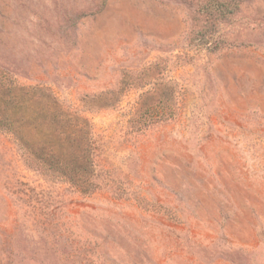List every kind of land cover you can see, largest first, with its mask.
<instances>
[{
  "label": "rangeland",
  "instance_id": "1",
  "mask_svg": "<svg viewBox=\"0 0 264 264\" xmlns=\"http://www.w3.org/2000/svg\"><path fill=\"white\" fill-rule=\"evenodd\" d=\"M6 114L0 264H264V0H0Z\"/></svg>",
  "mask_w": 264,
  "mask_h": 264
},
{
  "label": "trees",
  "instance_id": "2",
  "mask_svg": "<svg viewBox=\"0 0 264 264\" xmlns=\"http://www.w3.org/2000/svg\"><path fill=\"white\" fill-rule=\"evenodd\" d=\"M8 111V110H7ZM10 116L7 117V114L5 115V117H0V121L1 123L3 122V124H5L6 126L8 127H12V124L11 123H8V119H9ZM61 135H63V133H60ZM70 137V136H68ZM61 140V139H60ZM62 141V140H61ZM63 145H64V141H63ZM68 148V147H67ZM67 148H63V151H67ZM53 151V150H52Z\"/></svg>",
  "mask_w": 264,
  "mask_h": 264
}]
</instances>
